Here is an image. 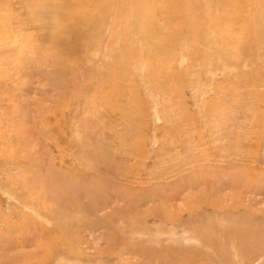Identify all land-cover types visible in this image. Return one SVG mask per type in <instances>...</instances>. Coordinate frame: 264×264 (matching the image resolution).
Instances as JSON below:
<instances>
[{
    "label": "rangeland",
    "instance_id": "obj_1",
    "mask_svg": "<svg viewBox=\"0 0 264 264\" xmlns=\"http://www.w3.org/2000/svg\"><path fill=\"white\" fill-rule=\"evenodd\" d=\"M0 264H264V0H0Z\"/></svg>",
    "mask_w": 264,
    "mask_h": 264
},
{
    "label": "bare ground",
    "instance_id": "obj_2",
    "mask_svg": "<svg viewBox=\"0 0 264 264\" xmlns=\"http://www.w3.org/2000/svg\"><path fill=\"white\" fill-rule=\"evenodd\" d=\"M138 254V253H137Z\"/></svg>",
    "mask_w": 264,
    "mask_h": 264
}]
</instances>
